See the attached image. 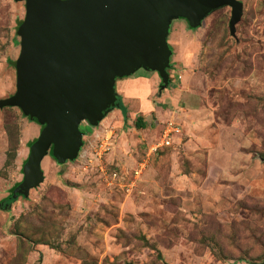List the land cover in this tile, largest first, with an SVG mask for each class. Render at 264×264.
Segmentation results:
<instances>
[{
    "label": "rangeland",
    "instance_id": "374dc122",
    "mask_svg": "<svg viewBox=\"0 0 264 264\" xmlns=\"http://www.w3.org/2000/svg\"><path fill=\"white\" fill-rule=\"evenodd\" d=\"M238 1L234 35L229 7L196 28L170 20L169 85L157 76L146 129L116 110L82 121L77 158L62 172L49 152L11 204L44 124L0 109V264H264V0ZM25 16L0 0V100L16 91Z\"/></svg>",
    "mask_w": 264,
    "mask_h": 264
},
{
    "label": "water",
    "instance_id": "95a60500",
    "mask_svg": "<svg viewBox=\"0 0 264 264\" xmlns=\"http://www.w3.org/2000/svg\"><path fill=\"white\" fill-rule=\"evenodd\" d=\"M25 1L18 35L16 91L0 109L17 108L44 124L30 146L23 180L13 191L27 197L43 181L42 160L51 152L63 172L77 158L85 132L118 106L114 83L143 69L169 84L170 20L192 28L229 7V31L241 18L238 0H15Z\"/></svg>",
    "mask_w": 264,
    "mask_h": 264
},
{
    "label": "crops",
    "instance_id": "0c3cea01",
    "mask_svg": "<svg viewBox=\"0 0 264 264\" xmlns=\"http://www.w3.org/2000/svg\"><path fill=\"white\" fill-rule=\"evenodd\" d=\"M157 76V74L153 75L152 72L139 69L130 75L129 78L115 80L114 90L117 95L122 97V103L126 107L127 116L130 115L131 121H133L139 114L148 116L153 113L155 117L160 114V110L162 108L160 106H156L155 100H152L153 103H155L153 105L156 106L154 108L151 104V100L149 99L151 94L154 95V89L159 83ZM157 99L160 100L162 98L158 97ZM116 113H118L123 119L119 110H116ZM116 113H114V117H117ZM130 124L132 125V123ZM47 157L48 156L45 158Z\"/></svg>",
    "mask_w": 264,
    "mask_h": 264
},
{
    "label": "trees",
    "instance_id": "16d2710c",
    "mask_svg": "<svg viewBox=\"0 0 264 264\" xmlns=\"http://www.w3.org/2000/svg\"><path fill=\"white\" fill-rule=\"evenodd\" d=\"M169 68H171V66ZM160 82L162 83L161 79H160ZM117 103H118V106L115 107L114 109L119 110L121 112L122 116H123V119L124 120H127L128 119V117H127V109L123 105V103H122V97L120 95H117ZM133 126L137 130H144V129H146L148 127L146 125V116H143L141 114L137 115L136 118L133 120ZM18 184L19 183L15 184L13 186V188L11 189L10 196L6 199V201H8V203H10V204L13 203L18 197H22L19 194H14L13 193V191L17 188Z\"/></svg>",
    "mask_w": 264,
    "mask_h": 264
},
{
    "label": "built area",
    "instance_id": "2783aa9c",
    "mask_svg": "<svg viewBox=\"0 0 264 264\" xmlns=\"http://www.w3.org/2000/svg\"><path fill=\"white\" fill-rule=\"evenodd\" d=\"M168 145H169V140L167 139V136H165L156 147L168 146Z\"/></svg>",
    "mask_w": 264,
    "mask_h": 264
}]
</instances>
